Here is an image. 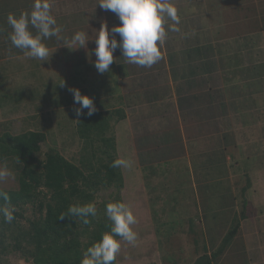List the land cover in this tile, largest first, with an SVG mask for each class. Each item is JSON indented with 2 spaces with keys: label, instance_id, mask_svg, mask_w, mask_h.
I'll list each match as a JSON object with an SVG mask.
<instances>
[{
  "label": "crops",
  "instance_id": "obj_1",
  "mask_svg": "<svg viewBox=\"0 0 264 264\" xmlns=\"http://www.w3.org/2000/svg\"><path fill=\"white\" fill-rule=\"evenodd\" d=\"M172 2L180 31L168 32L162 59L151 68L128 64L117 48L110 70L101 74L95 55H87L94 39L76 50L44 40L53 51L47 61L26 57L9 40L7 16L30 11L33 0H0V90L15 95L0 122L9 123L5 133L12 136L34 131L50 138L53 131L36 130L43 121L76 133L79 105L68 89H79L96 112L113 118L115 158L130 162L120 167L121 196L130 184L139 217L146 211L142 226H162L153 213L165 218L162 199L179 188L186 211L179 218L187 221L180 235L205 232L198 250L177 254L168 247L159 254L156 246L151 264L209 257L234 225L236 234L212 264H264V0ZM97 3L54 0L52 14L65 41L76 31L93 35L101 23L109 29L120 23ZM18 92L25 93L16 98ZM16 124H24L19 134L11 132ZM146 183L158 198L156 210L146 206Z\"/></svg>",
  "mask_w": 264,
  "mask_h": 264
},
{
  "label": "trees",
  "instance_id": "obj_2",
  "mask_svg": "<svg viewBox=\"0 0 264 264\" xmlns=\"http://www.w3.org/2000/svg\"><path fill=\"white\" fill-rule=\"evenodd\" d=\"M112 120L110 115L96 111L90 117H78L77 139L88 143L91 150L95 149L93 142L96 140L103 145L99 149L100 157L81 159L78 165L66 160L54 147H48L43 160H38L40 144L46 140L43 133L29 131L17 136L0 135V163L12 161L18 169V188L15 191L0 189L10 197L7 203L0 199V206L19 209L29 203L39 212L44 211L43 216L32 222L31 233L20 230L16 233L15 228H19L16 220L19 214L16 212L11 223L5 222L0 215L1 253L6 250L21 252L31 264H80L86 249L98 241L102 233L110 231L111 222L104 214L105 205L113 201L123 202L121 191L124 187L120 168L111 167L116 159ZM41 189L49 193L47 199ZM101 189L115 190L114 196L110 194L113 196L111 200L96 207L97 215L89 218V224H83L77 217L60 219L62 213L67 214L70 205L93 203L95 193ZM236 230L234 225L216 252L209 257L203 255L192 264H212ZM81 238L85 242H81ZM25 239L27 245L23 249L21 242Z\"/></svg>",
  "mask_w": 264,
  "mask_h": 264
},
{
  "label": "clouds",
  "instance_id": "obj_3",
  "mask_svg": "<svg viewBox=\"0 0 264 264\" xmlns=\"http://www.w3.org/2000/svg\"><path fill=\"white\" fill-rule=\"evenodd\" d=\"M53 2L54 0H33L30 11L22 12L19 16H7L12 46L20 49L26 57L40 62L47 61L53 52H50L44 40L55 38L58 44L76 50L87 49V43L94 39L95 47L87 55H95L96 59L92 63L99 73L110 70V65L114 62L113 53L117 48L126 63L151 68L162 59L161 49L168 32L180 31V18L172 0H98L99 7L113 12L120 23L111 29L106 23H101L93 35L84 30L76 31L70 40L65 41L61 35L62 28L52 14ZM168 21L172 23L169 24ZM30 29H35L36 33L33 34ZM59 84L63 87L64 81ZM68 90L73 96L74 104L79 105L73 109L77 117H90L95 113L96 107L90 97L82 95L77 88ZM111 167L128 168L130 162L117 158ZM10 179H15L14 173L6 166H0V183ZM0 199L7 203L10 197L7 192L0 190ZM14 211V207L0 206V215L5 222H12ZM104 214L111 222L110 231L102 233L100 239L86 249L80 264H115L121 251V241L134 246L138 239L132 227L137 224V218L127 204L120 201L109 202L105 205ZM96 215V205L89 202L70 205L67 214L62 213L60 219L66 216L77 217L83 224H89V218Z\"/></svg>",
  "mask_w": 264,
  "mask_h": 264
},
{
  "label": "rangeland",
  "instance_id": "obj_4",
  "mask_svg": "<svg viewBox=\"0 0 264 264\" xmlns=\"http://www.w3.org/2000/svg\"><path fill=\"white\" fill-rule=\"evenodd\" d=\"M261 5L262 8L264 9V2ZM36 78L37 80H39V77ZM25 80L28 81V79ZM19 82L21 83L22 81ZM24 93L25 92H23L22 94ZM19 95L20 93L18 92L16 98L21 96ZM10 98L11 101H9ZM14 99H15V95L13 93L10 97L8 96V92L6 93L3 90H0V108H1L0 115L1 114L5 115L9 113L10 107L8 105L10 104L12 106L11 103L15 102ZM6 124L9 123L5 122V124H3L2 122H0V135L5 132H10V131H5ZM21 125L24 124H16V126L13 127V130L11 132L15 134L21 133L20 131H18ZM35 127L36 130H41L44 133L53 131L52 133H50V136H48L50 138H47L44 142L40 144L41 150L40 153L36 156V158L40 161L43 160L44 153L46 152L48 147H54L55 150H57V152L60 153L66 160L75 163L76 165L79 164L81 159L85 160L90 156H94L97 158L100 157L99 149L101 150V146H103L101 142L97 140L94 141L93 147H95V149L91 150L88 143H85V141L83 140H78L77 139L78 136H76L75 133L68 131L67 124H64L63 129H56L52 124L50 125L48 122L43 121L42 123H37ZM0 166H6L14 173L15 176V179H10L3 183H0V189L11 190V191L17 190L18 184L16 178L18 175V169L16 165L12 161H7L4 163H0ZM149 178L150 177H147L146 180H149ZM147 183L149 182L147 181ZM129 185L127 187L128 189L126 190L127 197L123 195L121 197L123 198L122 199L123 203L127 204L131 208V210L133 209L137 213L136 215L137 224L133 225L132 227L133 230L137 233L138 239L134 246L128 244L127 242L121 241V251L117 255L115 264H151L153 261V255H156L155 254L156 246L159 249V254H163L164 252L163 250L168 249V247L171 249L172 252L177 254L186 252L188 250L192 251L196 248L198 250L201 247L200 246L201 244L198 245L196 244L197 242L203 240L205 232L204 233L202 232L201 234L199 232V234L196 235L191 230L190 233H186L187 236L182 234L180 235L182 229L181 227L184 225V222L186 220H182L179 217L182 216L183 218V215H186V211L184 210L181 213L180 207L183 208L185 202H184V197L181 194L179 188H177L176 191L171 189V194H170L171 196H169V198L167 196L163 197L162 200L166 201L164 202V208H165L164 211L166 217L160 218V216H157L156 214L153 213L155 223L160 222L162 226L156 227L155 229L152 230L147 226L145 228L142 226V223L146 221V219H144L143 221L146 211H144L143 215L139 217L140 211L138 210V208H136L138 203L137 201L136 203L134 201L136 194L134 199H132L131 201V198L133 197L131 196L130 187L132 186L129 187ZM41 190H42L41 192L46 196L47 199L50 196L49 193H47L46 190L44 189ZM149 192H150L149 185L147 184L145 185L144 188V194L147 199L146 206L148 205L149 209L152 208L153 210H156L157 208L154 207L153 204L157 202L156 199L158 198L157 196L151 195L152 192L151 194ZM112 193L114 196L115 190L113 189L99 190L98 192L95 193L96 197L94 198L93 203L96 205V207H98L100 203L111 200L113 196H110V194ZM143 205H145V202H143ZM14 212L19 214V216L16 219L19 227V228H15L16 233L18 230H20V232L31 233L30 230H31L32 222L38 220V218L43 216L44 213V211L39 212L38 209L35 207V205H31L29 203L23 205L19 209L15 208ZM183 228L185 227L183 226ZM153 231H157V233L154 234ZM195 236L197 237V239H195ZM80 241L85 242V239L81 238ZM21 245H22L21 247L24 249L27 245V239L22 240ZM179 263L181 264L182 262L180 261ZM0 264H31V261H26L25 257L22 255L21 252L6 250L4 251V253L0 252Z\"/></svg>",
  "mask_w": 264,
  "mask_h": 264
}]
</instances>
